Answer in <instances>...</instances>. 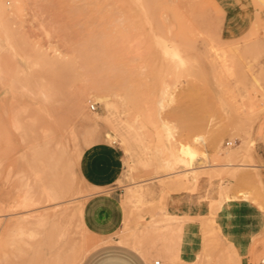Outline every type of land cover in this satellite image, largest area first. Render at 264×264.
I'll list each match as a JSON object with an SVG mask.
<instances>
[{
	"label": "rangeland",
	"instance_id": "rangeland-1",
	"mask_svg": "<svg viewBox=\"0 0 264 264\" xmlns=\"http://www.w3.org/2000/svg\"><path fill=\"white\" fill-rule=\"evenodd\" d=\"M0 33L5 71L0 76V197L19 191L26 182L33 202L26 211L18 206L20 197L17 202L11 198L10 214L37 215L56 206L58 199L45 191L31 146L45 129L55 138L64 137L71 123L80 142L92 119L107 115L105 103L94 98L103 97L122 127L117 141L105 138L114 133L108 125L101 124L95 133L97 142L114 145L123 155L122 173L112 188L121 196L125 219L114 240L138 239L150 264L258 263L264 256V0H0ZM12 77L57 82L55 99L47 107L51 116H37L27 150L4 115L11 102L20 104L21 95L8 86ZM21 98V104L32 103ZM195 136L205 140L195 144L201 156L196 165L203 162L204 167L193 180L176 163L175 154ZM243 141L249 156L241 162L255 167H221L228 162L225 149H235ZM71 143L62 161L69 167V192L78 191L72 193L75 198L68 192L73 209L95 190L83 182L78 160L71 163ZM173 198L201 207L202 214L180 222L166 211ZM34 205L43 207L39 212ZM242 205L255 211L260 222L246 230L244 243L234 240L231 220L225 217H234ZM77 220L72 216L70 229L79 246L105 242ZM187 221L196 229L195 250L192 258L182 256L175 263L170 253L177 249L167 252L165 243L177 231L182 243L190 230ZM38 239L28 237L26 244L17 246L7 234L0 235V264H37Z\"/></svg>",
	"mask_w": 264,
	"mask_h": 264
},
{
	"label": "bare ground",
	"instance_id": "bare-ground-1",
	"mask_svg": "<svg viewBox=\"0 0 264 264\" xmlns=\"http://www.w3.org/2000/svg\"><path fill=\"white\" fill-rule=\"evenodd\" d=\"M4 30H5V28H4ZM5 34L8 37L10 35V31L7 29L5 31ZM42 57H44V56L42 55ZM45 62L47 64H49L50 60L45 58ZM54 65H56V64H54ZM17 73L20 74V73H22V71L19 70V71H17ZM4 74H5V71L3 70V68L0 64V76H2ZM8 83H9V85H8L9 89L12 90V92L16 91L17 93H19L21 95V97L26 96L32 101V103L29 105L27 103L21 104L22 103L21 101H24L25 98L22 99L20 97V99H22V100L18 99L20 101V104H19V102L17 104H15L16 102L15 103L11 102L10 103L11 105L9 104L10 107L9 108L6 107L5 112H4L5 113L4 115H6V117H7V122L16 132H18V134H20L21 141L25 145L26 150H27L28 149L27 148L28 138H29L31 132H33L31 130V126H33L38 121L37 116L40 114H44V115H46V117L51 116L50 112H48V110H47V107L55 99L56 90H57V82H56V80H53V81L50 80L49 81L47 79H41L38 82H33V81L26 79V78L12 77V78H10ZM16 96L18 97L17 94H16ZM94 98H95V100H98L99 102L105 103V108L107 109V115L103 116L102 118L92 119V127H90V129L86 130L85 132H83L81 134L80 142L82 144L79 142V138L77 136V133L74 130L75 126L71 127L73 125L71 123L72 125L71 124L69 125L70 128L67 127L69 130L67 132H65V133H67L65 135L66 137L64 136L65 139H63L64 138L63 136H60L59 138L58 137L55 138L54 134L49 129H45L42 131V136H41L42 139L40 141L35 139V142L31 146V149L35 153V154L34 153H32V154H34L38 158V162H39V166H40V169L39 168L38 169L42 172L44 179H45V184L47 186L45 191H49L50 195L53 196L54 199H58V201L54 204L56 206L51 208V210H45L44 209L45 210L44 212H42V211L40 212V209L43 206H40V209H39V208H36V206L34 205V207H35L34 209H39V212H40L37 215L30 213V211L25 212V213L23 212L22 214H19V213L18 214H10L9 212L12 211V209H13L11 204H10L11 198H13V202H17L16 201L17 197H20L21 198V200L19 201L20 205H18V206H21L22 210L24 208L26 211H27L26 208L31 206V203H33L31 196L29 195V191H28V189H26V187H27L26 182L22 183L20 188L17 189L19 191H14V190L12 192L9 191L8 193H5L4 196L0 197V235L7 234L8 237H11L12 243L17 244V246L22 244V243L26 244L25 243L26 238L38 235L39 241L37 242L38 243L37 249H36V251H34V252H36L37 264H81V262L85 258V256L90 251H92L94 248L97 247L96 245L90 246L89 244H88V246L87 245L79 246L78 242L76 241V239L72 235V231L70 229V226H71L70 222H71L72 216L73 217L76 216L78 219L77 220L78 224L82 228H84V229L86 228L84 223H83V219H82L83 218L84 202H83V204L82 203H78V204L76 203L77 205L74 204L75 206L73 207V209H70L71 208L70 204H72V203H70V200L72 198L69 199V197L72 196V193H74V192L77 193L78 191L73 190L72 193L69 192V184H68L69 180L67 179L68 174L66 173V171L69 170V167H68V163L64 164V161H62L63 157L68 153V151L71 150V149L69 150L68 145H67V143L70 141H72V143L74 144L73 145L71 143L74 146L73 151H71L72 153L70 152L71 153L70 154L71 155V159H70L71 163H73L72 162L73 160L79 161L83 150L85 148L89 147L90 145L97 142L98 138L95 136V133H96L97 128L101 124H105V125L110 126L115 133V134L112 133L113 135L110 133H107L105 136L106 139H109L110 141L111 140L117 141L118 137H122V135H121L122 133L120 134V132H119V127H120L119 125L121 122V119L119 118V116L116 113L108 111V103L106 102V100L103 97H94ZM14 99H16V98H14ZM18 100L16 99V101H18ZM73 103H74L73 107H74L75 112L79 113L78 102L76 100H74ZM6 104L7 103L4 102V105H6ZM81 114H82V111H81ZM88 115H90V114H88ZM76 117H77V115H76ZM94 117H97V116H94ZM77 119H78V117H77ZM89 119H91V118H89ZM77 124H78V122H77ZM120 128H122V127H120ZM97 132H98V130H97ZM198 142L205 144V140L203 139V137L195 136L192 140L191 145H181L178 148V150L176 151L177 153L175 154L176 163H180V165L185 168L184 171H189V173H191V175L193 176V180L194 179L196 180L198 178L200 169L204 167L201 165V163H203V162H199L198 165H196L197 164L196 161L198 159H200V157H201L199 151L197 150V148L195 146V144ZM216 147L218 148V145L214 144L213 148H216ZM23 153H25V152L23 151ZM216 153H217V149H216L215 154ZM20 154L21 153L19 151V155ZM223 154H226V160L228 162L225 164H222V165L219 164V166L221 165V167L222 166L224 168L233 167V169H247L250 167H255L252 164L250 165L247 163L246 164L242 163L249 156V146L244 141L240 145H237V147L235 149H232L230 151L229 150L226 151V149H225V153L223 152ZM25 155H26V153H25ZM25 155H23V157ZM21 158H22V156H21ZM33 158H35V157H33ZM37 158H35V161L37 160ZM239 160H240V163L236 164L235 161L237 162ZM241 160H242V162H241ZM170 165L171 164H168L167 166H170ZM70 166L72 167V165H70ZM33 168H34V166H33ZM205 168H207V167H205ZM33 171L35 172V168L33 169ZM177 175H181V174L178 173ZM179 178H180V180H185L186 177L180 176ZM70 180H71V178H70ZM82 180L87 185L86 181H84L83 178H82ZM143 183H145V182H143ZM163 184H165V183L163 182ZM149 186L151 188V185H149ZM161 186H163L162 183H161ZM32 188H34V187H32ZM89 188H90L89 190H96L97 189L96 187L95 188L89 187ZM36 189H37V187H36ZM42 189H44V188H42ZM146 190H148V189L146 188ZM16 192H17V194H16ZM68 192L71 194V196H69L70 194ZM79 192H81V191H79ZM81 193H83V191ZM81 193H79V194H81ZM129 193H130V191H129ZM74 195H75V193H74ZM133 195H135V194H133ZM42 196L43 195L40 194L39 197L42 198ZM67 196H69V197H67ZM72 197L75 198L74 196H72ZM125 197H127V196L125 195ZM66 198H68V200ZM131 198H133V197L131 196L130 199ZM144 198H146V197H144ZM130 199H129V201H130ZM45 200H47V199L45 198ZM45 202H43V203H45ZM37 203H39V202H37ZM51 203H52V201H51ZM29 209H31V207H29ZM69 209H70V212H71V210L73 211L72 215L68 214L67 211ZM16 210H18V209H16ZM22 210H21V212H22ZM16 212H19V211H16ZM4 213H9V215H4ZM3 218H5L4 221H3ZM30 224H32V225L34 224L36 226V231H31L33 228L30 229V227H29ZM177 233H178V231L174 232L171 235V237H173V238L175 236L176 237L175 239L178 241V243L176 242V244L178 245L177 250L174 252V254L170 253V255L172 256L175 263L176 262L179 263L180 260L182 259L181 249H180L181 240L177 236ZM127 235H130V234H127ZM31 241H32V238H31L30 242ZM110 241H113V240L109 239V240L105 241L104 243H107ZM30 242H29V245H30ZM32 243H35V242L33 241V242H31V244ZM118 243L131 245L132 247L137 248L138 250L142 249V243L138 239H134V240L133 239H126V237H125V239L119 240ZM24 244H23V247L25 248ZM165 244H167V243H165ZM29 245H28V247H30ZM33 245H35V244H33ZM234 247L235 246H233V244H231L230 250H232L231 254H232L233 258L237 259L238 256L235 254L236 250ZM164 249L167 252H170L169 247L165 246ZM175 249L172 247L171 251L175 250ZM232 256L228 255V258H230Z\"/></svg>",
	"mask_w": 264,
	"mask_h": 264
},
{
	"label": "crops",
	"instance_id": "crops-1",
	"mask_svg": "<svg viewBox=\"0 0 264 264\" xmlns=\"http://www.w3.org/2000/svg\"><path fill=\"white\" fill-rule=\"evenodd\" d=\"M122 169V152L114 145L104 142H97L85 148L78 161L80 176L89 187L97 188L84 203L83 223L96 238L113 240L94 248L85 256L81 264H150L149 254L114 240V235L121 230L125 219L121 196L112 188L119 179ZM166 211L172 213L180 222L202 214L201 207L185 199L176 201L174 198L168 203ZM225 217L231 220L229 224L234 230V240L240 243L245 242L244 235L247 231L256 228L260 223L257 213L246 205L237 208L234 217ZM187 222L190 230L183 234L180 249L181 255L190 259L195 250L193 232L196 229L189 221ZM175 238L169 237L167 247L170 249L178 247Z\"/></svg>",
	"mask_w": 264,
	"mask_h": 264
},
{
	"label": "built area",
	"instance_id": "built-area-1",
	"mask_svg": "<svg viewBox=\"0 0 264 264\" xmlns=\"http://www.w3.org/2000/svg\"><path fill=\"white\" fill-rule=\"evenodd\" d=\"M91 109H92V110H96V106H95V105H91ZM153 264H163V263H162V261H160V260H156V261H154ZM257 264H264V256L261 257V259L258 261Z\"/></svg>",
	"mask_w": 264,
	"mask_h": 264
}]
</instances>
